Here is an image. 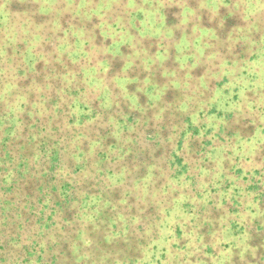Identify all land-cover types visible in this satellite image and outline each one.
I'll return each instance as SVG.
<instances>
[{"label":"rangeland","instance_id":"374dc122","mask_svg":"<svg viewBox=\"0 0 264 264\" xmlns=\"http://www.w3.org/2000/svg\"><path fill=\"white\" fill-rule=\"evenodd\" d=\"M43 141L76 157L59 150L62 177L116 174L78 181L97 197L78 191L61 223L75 264H264V0H0V173L18 195L43 183Z\"/></svg>","mask_w":264,"mask_h":264},{"label":"trees","instance_id":"16d2710c","mask_svg":"<svg viewBox=\"0 0 264 264\" xmlns=\"http://www.w3.org/2000/svg\"><path fill=\"white\" fill-rule=\"evenodd\" d=\"M108 89L111 90L110 87H108ZM51 98L52 99H49V101H52L57 97L55 95H51ZM89 107L91 108V105H89ZM129 112L127 120L130 118H136V116L133 115V113H136L134 109L129 110ZM25 117L26 116H24V118ZM81 117L83 118L82 115L80 116V118ZM140 122L141 124H139L138 128L146 131L144 135V141L158 145L159 136L155 133H152L151 129L147 127L145 122L142 123L141 120ZM88 133L92 135V132ZM46 137L47 136H45L44 138ZM30 138L31 137L27 139L25 145L29 144ZM44 138L39 139L37 142L42 141ZM86 142L89 141L84 140L82 141V144H85ZM64 144L65 143H63V146H61V148H55L51 147L50 145L47 146V142L43 141L38 146V148L41 149L42 153L44 152L41 155L42 157L40 156V158H43L44 162L49 164V167L45 170V175H42L43 177H39L40 179H37L43 180V183H41V185H39L40 183L36 181V178L35 182L31 184V191L35 190L34 192H22L21 190H19L18 195V191L15 190L14 186V178L12 179V173H9L7 177H3L2 173H0V207L4 209L9 204H14V230H9V227H6V223L8 224L10 222L7 217H3L4 221H6L4 222V226L1 223L3 219L0 218V264H75L74 257L72 255H69V253L67 254L69 246L68 244L65 245V233L62 231V227L64 225L61 223H66V221H69L70 219H77V210L72 203L75 199L74 195H78V191L79 193L80 191H83L82 194L85 195L92 194V199H95L97 197V195L92 192L82 190V187L78 181H85V186L87 187L95 184L94 182L96 180L105 178L106 175L108 176V174H110L111 177L116 174H114L113 172H107L105 173V175L103 170H100L98 168L96 171L86 173L83 172V168L78 165L74 166V168L68 173H64L63 177L60 176L59 171L61 169L59 168L60 166L62 167V165H59V150H64V152H67L72 160L76 159V157L72 156L69 151H66L68 149H66ZM103 144L108 146L110 143ZM19 148L24 152L25 147ZM115 148L119 147H117L116 145ZM111 149L112 148L109 147L106 150ZM100 151L101 150H99L98 152ZM19 153H21V151H19L17 154L19 158L16 159L17 164H15L17 173L19 169L24 166L23 159L25 157L24 155H26L25 153L24 155ZM104 154L105 153L103 152L98 153L95 156L90 157V161H92V164L94 165V163L98 159L105 160L106 155ZM3 155L4 158H2V162H4L6 159H11L12 157H14L10 149H4V151L2 152V156ZM179 161H181V159H179ZM11 165L14 169L13 162H11ZM91 169L92 168H90V170ZM111 177L108 176V179L110 180ZM57 180H62L64 183L61 184V186H58L55 184ZM58 187L60 188L57 189ZM119 187L116 188V190L120 192ZM1 193L3 195H1ZM7 194H9L10 197H8ZM100 197L102 198L104 196L99 195V199ZM119 197L115 199L113 198L115 202H117ZM83 199V197H80L79 201L77 202L78 206H80L81 200ZM102 202H104V204H107L106 199H103ZM16 220L18 221L17 225H15ZM100 225H105V223H100ZM111 225H113L114 228L122 226L119 220H117V222H113V224ZM28 230L30 233L27 232ZM49 233H53V235H51L50 237L47 236ZM20 241H22V244L20 243ZM117 242L118 241H114L110 246H115ZM79 245L80 243H77L78 248ZM8 246H12L14 250H6ZM12 251H14V254H12ZM80 252L81 251L77 253V260L80 258L78 257V254H80ZM7 256H14V260H10L9 258H7ZM80 262H82V260H80Z\"/></svg>","mask_w":264,"mask_h":264}]
</instances>
